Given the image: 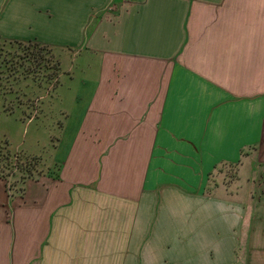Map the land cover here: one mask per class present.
Segmentation results:
<instances>
[{
    "label": "crops",
    "instance_id": "1",
    "mask_svg": "<svg viewBox=\"0 0 264 264\" xmlns=\"http://www.w3.org/2000/svg\"><path fill=\"white\" fill-rule=\"evenodd\" d=\"M0 37L71 82L47 171L0 177V264H264V0H0Z\"/></svg>",
    "mask_w": 264,
    "mask_h": 264
},
{
    "label": "rangeland",
    "instance_id": "2",
    "mask_svg": "<svg viewBox=\"0 0 264 264\" xmlns=\"http://www.w3.org/2000/svg\"><path fill=\"white\" fill-rule=\"evenodd\" d=\"M75 71L76 70H74V72ZM38 84L40 85L39 87L37 86ZM53 84H45L42 79H37L36 82L29 81V83L22 82L20 84L21 89L19 91V96H21L23 100L27 98L31 99L36 111H34L33 107V110H27L24 105L21 108H15L13 113H5L0 108V136L6 138L10 142L11 148L19 152L20 155L29 156L31 158L35 157L37 171L39 168H43L44 171H47V166H49L51 161L53 147L59 131L58 122H60L62 118L63 106L60 104L59 107V102L57 101L59 100V95L71 93L69 89L71 82L67 76L61 75L60 85L57 89L53 88ZM72 84H74V82ZM45 93V100L39 102L38 97ZM33 111L34 117L30 118L28 113ZM251 170L252 168L249 167V165L241 169L238 188L236 190V194L241 199L244 198L249 202V207L252 206L250 191L255 190L252 180L249 182L247 181V178L252 179L254 175ZM37 171L35 174H37ZM233 171V169H229L223 180L226 182L233 180ZM11 176H7L8 178L11 177V186L13 188L17 187V185H19L18 181L20 182L18 178L19 175ZM13 190L14 189L10 191ZM233 194L235 195V192ZM258 209L263 212V218L260 220V222H263L264 204L258 205Z\"/></svg>",
    "mask_w": 264,
    "mask_h": 264
},
{
    "label": "trees",
    "instance_id": "3",
    "mask_svg": "<svg viewBox=\"0 0 264 264\" xmlns=\"http://www.w3.org/2000/svg\"><path fill=\"white\" fill-rule=\"evenodd\" d=\"M60 61L54 47L37 40H17L0 37V108L13 113L23 105L33 110L32 100L19 96L22 82L42 79L45 84L57 82ZM40 86L39 84L37 85ZM33 107V108H32ZM29 112V111H28ZM28 113V115H31ZM35 157L20 155L11 148L10 142L0 136V177L19 175V180L36 173Z\"/></svg>",
    "mask_w": 264,
    "mask_h": 264
}]
</instances>
